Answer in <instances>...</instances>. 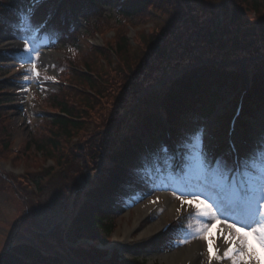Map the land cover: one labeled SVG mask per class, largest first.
Returning <instances> with one entry per match:
<instances>
[{
	"label": "rangeland",
	"instance_id": "374dc122",
	"mask_svg": "<svg viewBox=\"0 0 264 264\" xmlns=\"http://www.w3.org/2000/svg\"><path fill=\"white\" fill-rule=\"evenodd\" d=\"M170 1L173 4H170L169 0H157V5L139 15L127 18L119 11L117 6L119 0H116L113 5H102L95 11L89 12L86 17L85 12L78 15L75 26L79 31L74 38V44L78 48L63 44L66 36L58 38L57 33L55 37L53 34L58 31L54 28L49 35L44 34L45 24L41 23L35 24L39 26L38 31L34 30L33 25L32 30L21 27V29L14 30L12 34L0 32V261L1 257L5 258V253H11L13 248L16 252L25 254H32L30 246L32 252L36 250L40 253H42L41 247L46 246L45 254L61 252L63 249L72 252L64 243L67 225L64 230H55V228L64 225L69 220L67 222L70 225L69 230L74 233L78 226V223L77 225L75 223L81 218L78 215L84 209L86 211L91 203L87 198H93L98 191L97 180L106 166L112 165L108 155H104L106 149L100 148V153L93 151L87 153L81 142L95 136V142H93L95 146L98 138L96 134L112 128L110 119H105L109 118L108 113L114 104L110 89L120 83V79L116 81L115 78H117L116 73L120 71L119 68L122 67L120 50L123 47L126 48L128 57L135 54L143 56L147 45L159 36L161 31L173 30L180 18L186 16V12L191 14L195 11L190 12L189 3L193 8H198V5L205 6L201 10L207 17H214L215 20L214 18L213 20L217 24L222 23L221 19L226 14H233L237 8L242 9L239 15L242 24L249 26L248 23L254 20L258 22L255 25L251 23L250 27H253V31L257 32L261 28L260 25L264 23V0H247V2L245 0L241 2L236 0ZM14 3L18 12L26 15L29 3H23L20 0H15ZM175 4L179 6L177 11L179 16L175 15ZM213 28L214 25L210 26V30ZM19 37L23 38V45L27 40L30 48L38 50L39 54L37 55L36 51H25L23 48L21 50V46L15 42ZM90 42L100 46H94ZM64 55L72 58V71L69 70L66 75L61 70ZM44 58H47L49 62L44 61ZM5 62L8 64L9 73L4 70L6 68H1L4 66L2 63ZM246 64H242L243 73L251 70ZM84 65L92 72L103 76L102 81H105L106 85L101 86V95L95 96L89 92L95 87L90 86L85 79L86 73L82 68ZM112 66L115 67L110 70ZM246 67L248 70L245 69ZM74 72L82 74L83 78H75ZM245 76L247 78V74ZM50 88L60 89L56 100L47 101L45 98L44 94ZM84 95H91L90 98L95 99L90 110H85L83 107L84 100L81 98ZM230 99L233 101L221 107L218 116L212 118L207 126L200 127L198 122L187 124L191 136L196 132L201 133L203 148L208 153L209 159L210 147L216 143L215 140L219 142L225 140L228 116L235 104V98ZM61 100L64 103L78 105L80 111L84 112L81 113L83 116L81 132L75 136L74 133L67 135L59 132L53 125V120L60 115L57 107ZM117 112V109L111 112L114 114L112 116L117 115ZM217 129H219L218 133ZM239 138L238 133L237 140ZM252 138L253 147L250 148L243 144L242 148L247 150L246 155L256 151V160H258L256 168L259 169L261 167L259 149L264 148V123L260 124L258 131L254 130ZM194 152L195 149L190 144L187 163ZM191 169L197 180L189 179ZM191 169H186L184 184H180L178 179L180 180L181 176L175 164H172L171 168L165 172L160 168H157V171L148 168L147 177L153 179L154 182L147 179L148 186L137 184L138 189L133 188L135 192L131 193L130 197L121 199L119 202L110 200L107 213L115 225V230L107 240L109 245L113 244L114 235L118 231L131 228L133 236L124 246L114 244L110 250H107L108 252L103 251L106 259L110 258L112 252H118L125 260H138L139 258L143 259L145 264H170L166 259L168 255L172 253L180 255L179 250L200 243L203 248L200 251L202 262L209 264L206 251L207 241L203 238H193L187 229L189 223L193 226L198 223L190 218L194 209L187 204L182 205L180 197L194 188H201L209 202L214 203V200L209 195L211 190L206 191L201 185L198 178L199 169L196 167ZM143 172L145 173L144 166ZM159 173H169L172 179L157 180ZM174 192L175 195H173ZM157 196L163 199L164 206L154 209L153 212L151 210L150 214L137 221L138 209H152L148 201L156 199ZM164 197L173 198V201L183 211L189 209V214L179 221L173 220L175 226L172 227L171 235L176 234L177 237L168 240L167 236L170 234L165 233L158 239L144 240L142 234L148 225L155 223L161 216L168 217L169 212L165 207ZM188 198L190 197L185 196V199ZM222 221L223 217H220L219 221L213 223L223 226ZM135 222L140 224L136 230L134 229ZM214 228H211L209 234L213 239L215 238L212 232ZM229 231L226 228L222 238ZM34 232L41 236L44 234V236L36 238ZM184 240L187 242L181 243ZM85 247L88 250L92 248L91 245ZM98 247L101 248L99 245ZM227 247L228 245L222 241L223 251ZM84 249L86 248L81 249L80 252ZM81 254L84 257L88 255L84 251ZM185 254L186 252L179 258L186 259L183 257ZM94 261L100 262V259ZM185 262L187 260H184L183 264ZM57 264L60 263L57 262ZM187 264L190 263L187 262ZM211 264H231V260L213 259ZM250 264H256V262L253 260Z\"/></svg>",
	"mask_w": 264,
	"mask_h": 264
},
{
	"label": "trees",
	"instance_id": "16d2710c",
	"mask_svg": "<svg viewBox=\"0 0 264 264\" xmlns=\"http://www.w3.org/2000/svg\"><path fill=\"white\" fill-rule=\"evenodd\" d=\"M5 6H0V31L9 24H17L19 17L13 6V0H1ZM114 0H65L60 11V18L54 24L58 38H66L63 44H74L75 34L69 33L70 9L74 13L95 11L103 3L112 4ZM180 0H177V2ZM241 2L243 0H236ZM170 4H173L169 0ZM247 2V0H245ZM67 3H69L67 5ZM154 0H133L121 6V12L126 17L147 11ZM256 3V2H255ZM166 4V3H164ZM197 5V4H196ZM70 6V7H69ZM191 14L181 17L175 28L169 32L161 31L147 45L143 56L138 54L128 57L126 48L120 50L122 67L116 73V81L120 83L110 89L111 99L114 102L108 116L112 125L106 132L97 133L95 136L81 142L85 151L100 153V148L110 152L115 165L109 171L104 181L100 184L87 210H83L75 223L73 236L87 235L95 242L105 244L115 230V225L107 213L108 203L111 199L119 201L129 196L135 187L134 182L141 180V174L131 169L135 164L143 161L148 164V143L144 140L147 135L159 145L160 151L164 144L163 127L160 116L165 115L174 126L173 134L185 138L182 134L190 122L210 119L216 112L218 105L238 85H243V73L240 72L242 64L247 63L251 68V85L246 97L244 113L239 120V127L248 132L252 124L260 119V112L264 111V23L255 32L251 22L247 26L239 20L242 11L237 8L233 15L226 14L222 23L215 22V18L207 17L198 8ZM175 15L179 16V6L174 5ZM183 14V13H181ZM211 18V19H210ZM214 25L213 30L210 26ZM12 27H8V30ZM146 55V56H145ZM61 70L68 73L72 68V58L64 55ZM112 66L110 70L113 69ZM7 69V68H6ZM5 69V70H6ZM72 71V70H71ZM90 71V70H89ZM91 72V71H90ZM77 79L83 78L82 74L73 73ZM90 86L95 87V96L101 95L103 76L96 74L84 76ZM112 92V90H114ZM60 89H53L46 94V99L56 100ZM91 95L82 96L85 110L92 108L95 101ZM89 98V99H88ZM59 115L53 120L54 127L59 131L74 136L81 132L82 114L78 105L64 103L58 104ZM118 110L117 115L111 112ZM110 114V115H109ZM133 119V124L129 122ZM128 127V129H126ZM130 127V128H129ZM145 141V142H144ZM167 145V142L165 143ZM43 148V147H41ZM153 150V149H152ZM156 155V154H155ZM156 160V159H155ZM107 206V207H106ZM112 209V208H111ZM85 211V212H84ZM61 231V230H60ZM59 231V234L61 233ZM82 249V248H81ZM72 250V249H71ZM88 255L84 257L81 252ZM74 251L75 256L86 261L103 259L104 253L96 247ZM26 254L24 257L9 255L2 259L0 264H57L59 258L44 256L37 252ZM115 264H145V261L121 260L117 255ZM118 261V262H116Z\"/></svg>",
	"mask_w": 264,
	"mask_h": 264
},
{
	"label": "snow or ice",
	"instance_id": "6c2138e0",
	"mask_svg": "<svg viewBox=\"0 0 264 264\" xmlns=\"http://www.w3.org/2000/svg\"><path fill=\"white\" fill-rule=\"evenodd\" d=\"M42 2L43 0H31V7L26 13L30 26L34 8ZM33 27L34 30H40L38 25ZM24 49L39 54L38 50L30 48L27 40L24 41ZM189 144L195 152L188 166L199 169L202 187L210 190L227 189L233 194L231 202L225 205L220 199H215L214 203L209 202L201 188L184 193L180 197L181 204L194 209L190 218L198 222L195 226L191 223L187 225L189 234L193 238L207 241L209 264L213 259L222 258L230 259L231 264H250L253 260L256 264H264V148L259 149L261 167L257 169L254 163L257 158L255 150L233 167L226 160L209 159L203 148L201 133H194ZM175 194L174 192L173 195ZM185 196L190 198L185 199ZM220 217H223L222 222L230 230L223 236L228 245L223 251V257L218 255L219 249L213 247V240L209 235L211 228L216 227L213 222L219 221ZM186 242L187 240L181 241Z\"/></svg>",
	"mask_w": 264,
	"mask_h": 264
},
{
	"label": "bare ground",
	"instance_id": "6f19581e",
	"mask_svg": "<svg viewBox=\"0 0 264 264\" xmlns=\"http://www.w3.org/2000/svg\"><path fill=\"white\" fill-rule=\"evenodd\" d=\"M22 39L23 38L19 37L16 39L15 42L21 46L20 48L24 49ZM44 61H46L47 63L49 62V60L47 58H44ZM157 197H158L157 199L159 200V202H161L162 201L161 197L160 196H157ZM164 198L166 199L165 200L166 201L165 207L168 209V212H169L167 214L168 217L166 215H165V217L161 216L160 219H158L155 223L148 225L142 234V237L144 240L158 238L160 236V232H161L162 227L167 223L165 221H170L167 218H169V217L175 218L182 213L180 206L173 201V198H169V197H164ZM156 202H158V201L153 200V202L151 203V205H152L151 208H154V206L155 207H162L161 204H157ZM151 210L152 209H148V208H145V209L139 208L138 213H137L139 218L137 221H140L141 218L146 217L148 214H150ZM139 227H140V224L138 222H135L134 229L136 230ZM226 228L227 227L225 224L223 226H221L220 224L216 225V229L213 232L217 235V237H216L215 241L212 239L214 248L217 247L218 241H220V242L224 241V238H222V234ZM218 229H220V231H218ZM132 236H133L132 229L127 228L126 230L118 231L117 233H115L113 242L115 244H117L118 246H124L126 244V242L129 241V239H131ZM207 248H208V245L206 246V251H207ZM202 250H203L202 246L200 245V243H198V244H194L191 247H185V248L179 250V251H181L180 255H178L176 253H172V254L168 255L166 259L170 264H179V263L183 264L184 260H187V262L190 264H203L205 261L202 262L203 259H202V256L200 254V251H202ZM185 252H186V254L183 257H186V259H180L179 256L181 257V254L183 255ZM207 255H208V251H207ZM218 255L223 256V249L222 248L221 249L219 248ZM226 260H229V259H226ZM179 261H181V262H179ZM187 262H185L184 264H187Z\"/></svg>",
	"mask_w": 264,
	"mask_h": 264
}]
</instances>
